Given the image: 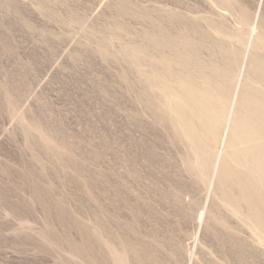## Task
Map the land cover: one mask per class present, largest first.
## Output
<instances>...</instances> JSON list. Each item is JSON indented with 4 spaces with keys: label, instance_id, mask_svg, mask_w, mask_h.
I'll return each instance as SVG.
<instances>
[{
    "label": "rangeland",
    "instance_id": "374dc122",
    "mask_svg": "<svg viewBox=\"0 0 264 264\" xmlns=\"http://www.w3.org/2000/svg\"><path fill=\"white\" fill-rule=\"evenodd\" d=\"M258 34L264 0H0V264H264Z\"/></svg>",
    "mask_w": 264,
    "mask_h": 264
},
{
    "label": "bare ground",
    "instance_id": "6f19581e",
    "mask_svg": "<svg viewBox=\"0 0 264 264\" xmlns=\"http://www.w3.org/2000/svg\"><path fill=\"white\" fill-rule=\"evenodd\" d=\"M253 33L254 35L257 33V25H255L254 29H253ZM253 38H250V41L248 42L249 46H253L254 40H252ZM262 40L264 41L263 37L261 35H257L256 37V41L258 40ZM255 48V47H254ZM251 60V59H250ZM250 63V62H249ZM241 80V79H240ZM240 82V81H238ZM241 83V82H240ZM240 85V84H239ZM240 87V86H239ZM245 87V86H244ZM238 88V87H237ZM236 88V89H237ZM246 88V87H245ZM244 88V89H245ZM240 88H238V90H236V92H234V97H233V103L232 106L230 107L229 111H228V115H227V120H226V130L224 132V137L222 140V147L223 149L227 146L230 149H238L243 142H246V140H248V138H251V135L254 133L253 131H251L252 129H246V124H247V120L245 121L244 119H239L238 118V111L239 108L242 106H247L248 100L246 98V105H244V103L242 101H244L243 97L240 96ZM243 96V95H242ZM250 103V100H249ZM197 107V106H196ZM195 107V108H196ZM207 108V107H206ZM210 108V107H209ZM209 108H207L209 110ZM198 109V108H197ZM199 110H201V108H199ZM197 110V111H199ZM200 114H202L200 112ZM255 135H253L254 137ZM252 140V139H251ZM249 142V141H248ZM262 145V143L259 144V146ZM261 148V147H260ZM260 150V149H258ZM237 151V150H235ZM248 152V151H247ZM254 152V151H253ZM238 154V153H237ZM249 154V153H248ZM234 155H236V153L234 152ZM234 157V156H233ZM264 157V156H263ZM258 158V157H257ZM249 159V156H248ZM264 159V158H263ZM222 155H219L217 158V162L215 165V176L214 179L212 180V184L210 185L211 189H214L216 187L217 184L220 185V182L223 178V169L220 167L222 164ZM260 161V159H259ZM264 161V160H263ZM250 162V161H249ZM261 162V161H260ZM246 163V162H245ZM251 164V162H250ZM249 164V165H250ZM258 164V163H257ZM262 165V163H261ZM254 166V165H253ZM264 166V165H263ZM256 167V166H255ZM258 167V166H257ZM259 168H261L259 166ZM263 170V169H262ZM260 171V170H258ZM262 172V171H261ZM251 173V172H250ZM262 177V176H261ZM264 177V176H263ZM231 178V177H230ZM225 179V178H224ZM228 179V178H227ZM223 182V181H222ZM242 183V182H241ZM224 195V194H223ZM244 199V198H243ZM260 200V199H258ZM252 218V217H251ZM261 219L263 221V217L261 216Z\"/></svg>",
    "mask_w": 264,
    "mask_h": 264
}]
</instances>
